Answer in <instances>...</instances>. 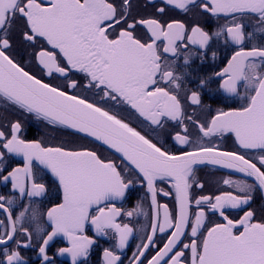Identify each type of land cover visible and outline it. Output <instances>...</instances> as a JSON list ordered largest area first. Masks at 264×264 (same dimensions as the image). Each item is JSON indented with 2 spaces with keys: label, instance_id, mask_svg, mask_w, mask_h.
Segmentation results:
<instances>
[{
  "label": "snow or ice",
  "instance_id": "6c2138e0",
  "mask_svg": "<svg viewBox=\"0 0 264 264\" xmlns=\"http://www.w3.org/2000/svg\"><path fill=\"white\" fill-rule=\"evenodd\" d=\"M168 7L184 13L198 9L230 20L209 33L199 23L189 27L180 20H137L132 17V0H0V105L92 137L122 157L117 163L88 147L45 146L39 140L25 139L21 120L0 126V161L5 153L24 158V166L0 176V182L10 181L21 196H43L45 185L37 182L33 169V161H37L57 178L63 192L62 202L47 211L52 230L39 248L44 261L49 260L47 245L59 234L71 243L70 248L60 252H70L73 264L78 257L87 256L94 242L84 235L89 221L99 235L107 236L109 230L113 231L116 247L123 249L133 229L118 223L117 217L125 214L107 204L123 199L135 183H140L147 186L152 218L146 242L138 245L132 264H144V259L147 264H264V219L257 220L253 210L244 211L238 220L226 215L228 209L249 205L257 189L264 193V71L260 70L264 68V46H245V41L253 40L257 34L264 37V0H163L158 12L163 14ZM18 20L23 21L21 40L31 49L27 55L48 77L62 78L63 84L53 85L38 78L16 59L12 31ZM252 20L255 32L246 31ZM138 25L147 29L146 39L136 34ZM214 39L238 49L216 75L222 79L220 87L230 94L240 95L238 85L242 82L245 104L217 111L207 126L193 123L202 133L201 140L233 133L245 153L259 150L255 162L240 152L222 151L218 145L194 143L186 125L172 134V139L190 150L170 153L103 106L109 102L127 105L153 131H166L169 121L183 125L181 101L170 90L180 88L181 76L163 57L177 56L180 47L187 49L189 44L207 50ZM191 55L185 53L186 65ZM200 55L203 57L205 52ZM212 56L215 58L216 53ZM76 73L81 74L79 79L73 78ZM200 83L204 86L207 81ZM87 93L99 99L91 101ZM189 99L193 104L200 103L195 91ZM198 165L235 169L254 182L225 178L223 184L234 187L235 192L194 198L193 188L203 189L196 177ZM4 170L0 164V173ZM163 181H169L175 191L174 210L157 201L158 191L170 195L157 189V182ZM5 202L11 205L13 200L0 196V209L7 213L9 225L0 235V245L15 239L17 224L27 212L26 208L13 218ZM205 206L224 221L207 227L206 233ZM140 210L138 204L126 215L131 217ZM35 216L33 212L34 219ZM3 224L0 221V226ZM20 231L31 240L32 234L22 224ZM36 231L44 229L38 225ZM157 232L170 234L148 259L147 253L157 247ZM3 255L0 264H23L16 250L5 248ZM118 261L120 257L113 251L104 250V264Z\"/></svg>",
  "mask_w": 264,
  "mask_h": 264
},
{
  "label": "flooded vegetation",
  "instance_id": "af4514ba",
  "mask_svg": "<svg viewBox=\"0 0 264 264\" xmlns=\"http://www.w3.org/2000/svg\"><path fill=\"white\" fill-rule=\"evenodd\" d=\"M163 6V0H132V17L139 20L141 18H156L161 22L170 20H180L189 27L194 23H199L200 26L209 33L215 32L221 25L227 23L230 18L223 16L214 17L211 14H206L198 9H193L189 13H184L173 7L165 9L163 14L158 12V9ZM251 25L246 28V31L255 32V21H248ZM23 26V21L18 20L12 31L13 51L16 59L26 67V70L36 75L38 78L45 80L53 85L63 84L62 78L56 76L48 77L41 68L35 63L34 60L27 55L30 48L25 45L20 36V30ZM138 36L147 38V29L142 26H137ZM44 44V41H40ZM159 44V42H158ZM253 45L264 46V37L258 34L251 41L246 40L245 46L251 48ZM162 51L163 45H159ZM237 47L234 45H225L222 40H213L210 47L207 50L199 49V46L189 44L187 49L183 46L179 49V55L173 56L171 54H165L164 59L167 60L175 74L181 76L179 89H170L178 96L183 108V125L177 121H169L166 125V131L159 132L153 131L152 127H149L147 122H143V118H137V114H134L133 110H130L129 106L122 104H115L109 102L103 106L108 108L114 114L118 115L125 122L130 123L138 131H141L143 135H146L153 142H158L160 146L164 147L170 153H179L180 151H189L187 146H181L175 143L172 139V134L176 131H180L183 126H187L188 135L190 139L195 142H202L208 146H219L222 151H237L241 154H245L246 158H251L255 162L256 157L260 154L259 150H250L245 153L240 149L235 142V136L233 133H224L223 135H216L211 138H204L201 140L202 133L193 121L205 124L207 126L211 118L216 115L217 111H229L233 108H240L245 104V100L241 97L245 95V88L241 82L238 85V91L240 95L230 94L225 92L220 84L222 79L217 76L222 69L227 65L228 60L232 54L237 51ZM204 51L205 55L201 57L200 53ZM193 53L190 56V63H184L185 53ZM215 52L216 56L213 58L212 53ZM264 71V68L260 69ZM81 74H74L73 78L79 79ZM201 80H206L207 83L201 86ZM71 91V90H69ZM195 91L200 98L199 104H193L189 97L191 93ZM87 98L91 101L98 100V97H93L91 93H87ZM191 117V120L188 118ZM21 120L24 125V138L28 140H39L45 144V146H65V147H79L84 146L92 150L97 151L102 158L113 159L119 163L122 158L116 155L114 152L101 145L97 141L91 139L80 133H75L74 130L64 128L62 126L49 125L47 121L42 118H37L34 114L21 113L15 108L0 105V126L7 124L10 121ZM126 163V162H125ZM0 164L4 166V172L0 173V176L6 175L8 171H11L16 167L24 166V158L22 155L5 153L3 161ZM33 169L38 177V183H43L46 188V192L41 197L29 198L26 194L21 196L17 190H13L11 182H0V196L12 198L13 204L9 205L5 202V208L12 213L13 218L18 216L22 211L27 212L21 222L17 224V234L15 239L6 244L0 245V261L4 259V249L9 251L16 250L22 257L23 264H73L72 254L70 252L61 253L60 249H66L71 247V243L67 237L63 234H59L53 238L52 241L46 247V254L49 257L48 261H44L42 255L39 252L40 246L43 244V239L46 238L47 233L51 232L50 222L47 219V211L49 208L59 204L63 200V192L59 187V182L52 173L47 170L43 165H40L37 161H33ZM196 177L198 181L203 184V189L194 187L192 194L194 198L199 196H215L221 192L233 191L234 187L224 185L223 180L225 178H231L233 180H247L249 183H253V179L246 177L244 174L239 173L235 169H226L220 166L213 165H198L196 166ZM130 179L132 177H129ZM157 189H163L164 192H170V195L164 196L163 192L158 191L157 201L159 204H167L169 210H174L176 207L175 191L171 188L169 181L157 182ZM151 199L147 192L146 184L135 183L126 193L123 199L111 200L107 206L120 209L122 215L117 217V222L121 224H128L133 229L126 246L123 249L116 247L117 239L115 233L109 230L107 236L99 235L95 227L90 223L85 225L84 235L90 237L94 242L89 247L88 255L85 257H78L76 264H104V250L109 249L120 257L118 264H132L133 256L137 252L138 245L146 242V235L150 232V223L152 218V209L150 206ZM139 204L140 211L134 212L133 216L128 217L126 213L132 211ZM193 209L195 204L193 203ZM206 227L203 231L206 233L207 227H212L216 223H224L223 219L218 213L213 214L207 210ZM253 210L256 213V219H264V193L259 189L253 193V199L250 204L243 206L241 209H228L226 215L230 219L238 220L244 213V211ZM33 212L36 213L35 219L33 218ZM92 215H95V206H93ZM0 221L4 224L0 226V235L8 229L7 213L0 209ZM28 229L31 233V240L26 233L20 231V225ZM44 229L43 232L37 233V226ZM242 230V229H241ZM190 237V229L187 230ZM170 233L157 232L155 242V248L151 249L147 253V258L150 259L155 251L159 247L163 246V243L167 241V236ZM184 242L187 243V238ZM16 241H20L17 245ZM27 245V246H25ZM144 259V258H142ZM144 264H147V259H144Z\"/></svg>",
  "mask_w": 264,
  "mask_h": 264
},
{
  "label": "water",
  "instance_id": "95a60500",
  "mask_svg": "<svg viewBox=\"0 0 264 264\" xmlns=\"http://www.w3.org/2000/svg\"><path fill=\"white\" fill-rule=\"evenodd\" d=\"M84 135V134H83ZM91 139H93V140H95L94 138H92V137H90ZM96 141V140H95ZM98 143H100L101 145H103V146H105L106 148H108L106 145H104L102 142H99V141H97ZM109 149V148H108ZM109 150H111L112 152H114L116 155H118L120 158H122L121 157V155L119 154V153H117V152H115V150H112V149H109ZM48 170V169H47ZM50 171V170H49Z\"/></svg>",
  "mask_w": 264,
  "mask_h": 264
}]
</instances>
